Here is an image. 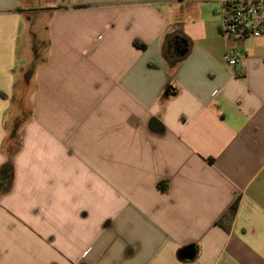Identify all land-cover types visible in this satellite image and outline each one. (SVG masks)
I'll list each match as a JSON object with an SVG mask.
<instances>
[{
  "label": "crops",
  "instance_id": "obj_1",
  "mask_svg": "<svg viewBox=\"0 0 264 264\" xmlns=\"http://www.w3.org/2000/svg\"><path fill=\"white\" fill-rule=\"evenodd\" d=\"M224 15V0H0V171L19 84L45 60L0 190V264H264V39L224 36ZM177 31L190 47L171 67Z\"/></svg>",
  "mask_w": 264,
  "mask_h": 264
},
{
  "label": "trees",
  "instance_id": "obj_2",
  "mask_svg": "<svg viewBox=\"0 0 264 264\" xmlns=\"http://www.w3.org/2000/svg\"><path fill=\"white\" fill-rule=\"evenodd\" d=\"M165 40L166 41L164 42L163 47L164 56H166L165 58L170 66L175 67L189 52V38L183 32L177 31L176 33L168 34ZM135 43L141 47L146 46L145 43H141L138 40H136ZM174 48H176V50ZM43 61H45L44 58L38 56V52L35 53V57L26 71V76H31L36 67ZM167 92L169 91L167 90ZM16 103L19 104V110L23 115L14 117L12 125L10 127L8 125V134L4 142L7 160L3 164L0 171V190L3 191L10 190L12 186V180L14 178V157L21 144L20 129L25 121L31 117V112L27 110V108L25 109V106L20 98L17 99ZM27 111L30 113H27ZM236 208L237 205L234 204L231 208L229 217H227L229 220L233 219V212L236 210Z\"/></svg>",
  "mask_w": 264,
  "mask_h": 264
},
{
  "label": "built area",
  "instance_id": "obj_3",
  "mask_svg": "<svg viewBox=\"0 0 264 264\" xmlns=\"http://www.w3.org/2000/svg\"><path fill=\"white\" fill-rule=\"evenodd\" d=\"M225 15L221 32L229 38L253 36L264 39V0H224ZM230 64H236L239 52H228Z\"/></svg>",
  "mask_w": 264,
  "mask_h": 264
},
{
  "label": "rangeland",
  "instance_id": "obj_4",
  "mask_svg": "<svg viewBox=\"0 0 264 264\" xmlns=\"http://www.w3.org/2000/svg\"><path fill=\"white\" fill-rule=\"evenodd\" d=\"M27 78L25 80H22L19 84L20 88H23V92H22V95L20 97L22 103L24 104L25 106V109L27 108V110H29L31 113H32V107L29 103V95H30V92H31V86H30V83H29V80H31V76H26ZM20 96V95H19ZM11 114H12V117L10 118L9 122H8V125L9 127L12 125L13 123V120H14V117H17L19 115H23L22 112L19 110V104H17L16 102L13 103L12 107H11ZM27 111V113H30ZM13 114L14 117H13Z\"/></svg>",
  "mask_w": 264,
  "mask_h": 264
},
{
  "label": "water",
  "instance_id": "obj_5",
  "mask_svg": "<svg viewBox=\"0 0 264 264\" xmlns=\"http://www.w3.org/2000/svg\"><path fill=\"white\" fill-rule=\"evenodd\" d=\"M196 249L193 246H188L182 250V255L185 258H193L195 256Z\"/></svg>",
  "mask_w": 264,
  "mask_h": 264
}]
</instances>
